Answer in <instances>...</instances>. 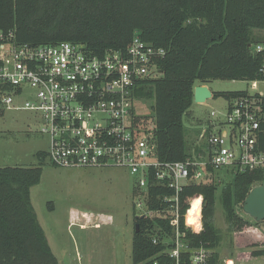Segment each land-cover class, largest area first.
<instances>
[{
    "label": "trees",
    "instance_id": "obj_1",
    "mask_svg": "<svg viewBox=\"0 0 264 264\" xmlns=\"http://www.w3.org/2000/svg\"><path fill=\"white\" fill-rule=\"evenodd\" d=\"M0 30H13L20 43L34 45L60 41L79 42L93 54L124 49L134 32L144 41L166 51L159 61L158 78L138 82L135 96L151 99L157 157L161 161L184 160L191 141L185 137L184 115L193 101L196 81L258 78L260 58L250 44L264 41L255 34L264 31V0H0ZM243 91L212 92L226 100ZM39 160L45 152H37ZM41 164L0 167V264H58L30 199L37 184ZM223 183L189 184L179 194L180 213L202 196L201 230H192L179 219L180 239L186 245L184 262L191 251H210L207 264H223L219 253L222 235L214 222V206L219 200L227 230L252 238V248L236 253V260L264 255L262 238L251 222L239 212L252 187L264 184V171L255 170L229 176ZM169 191L150 189L151 208L159 207L154 196ZM148 202V204H149ZM138 230L131 240L132 264L149 259L171 264L164 250L172 246L174 230L169 219L158 215L135 217ZM197 226V225H194ZM264 230V229H263ZM153 239L156 242H153ZM236 262V264H237Z\"/></svg>",
    "mask_w": 264,
    "mask_h": 264
},
{
    "label": "built area",
    "instance_id": "obj_2",
    "mask_svg": "<svg viewBox=\"0 0 264 264\" xmlns=\"http://www.w3.org/2000/svg\"><path fill=\"white\" fill-rule=\"evenodd\" d=\"M250 49L260 58L259 77L246 80L254 89L257 81H264V41L250 44ZM165 53L136 32L124 49L97 55L83 43H20L13 30H0V106L35 114L48 137L46 157L54 166L127 169L136 179L137 217L169 219L175 235L163 254L173 259L171 264H207L210 251L203 247L193 249L187 262L181 258L186 245L179 219L183 216L185 226L201 230L203 200L199 195L189 205L200 200L199 224L194 226L187 222L189 208L180 213L179 194L189 184L220 182L221 175L264 171V93L243 91L228 99L224 120L199 129L186 159L161 161L153 122H142L134 94L139 81L161 75L159 61ZM21 96L27 97L23 104L13 106ZM155 187L169 192L154 196L160 205L153 209L148 195ZM254 230L263 238L259 227ZM223 264L236 262L225 259Z\"/></svg>",
    "mask_w": 264,
    "mask_h": 264
},
{
    "label": "rangeland",
    "instance_id": "obj_3",
    "mask_svg": "<svg viewBox=\"0 0 264 264\" xmlns=\"http://www.w3.org/2000/svg\"><path fill=\"white\" fill-rule=\"evenodd\" d=\"M255 34L264 39V31ZM196 84H205L218 94L264 93V81H257L254 89L246 80L215 79L205 83L196 81ZM26 98H17L13 106H21ZM151 104V99L136 97L135 108L142 122H152ZM226 104L222 95L203 103L193 100L183 117L186 139L195 140L199 129L208 122L224 120ZM211 111L214 116H210ZM39 126L40 121L32 111L0 106V167L41 164V177L30 188V199L58 264H132L134 218L141 212L133 195L135 176L119 167H59L52 165L48 157L40 161L37 152H47L49 142ZM221 177L223 183L230 180L228 175ZM223 183L216 193L214 222L222 235L218 250L224 261L234 259L236 253L249 245L240 234L227 230L219 200ZM239 212L253 222L243 210ZM258 227L264 229V220ZM235 235L240 239H235ZM262 261L264 256H251L243 264H262Z\"/></svg>",
    "mask_w": 264,
    "mask_h": 264
},
{
    "label": "water",
    "instance_id": "obj_4",
    "mask_svg": "<svg viewBox=\"0 0 264 264\" xmlns=\"http://www.w3.org/2000/svg\"><path fill=\"white\" fill-rule=\"evenodd\" d=\"M212 92L205 84H196L193 87V100L203 103L212 98ZM243 212L255 222L264 220V184H259L251 188L242 203ZM133 228L138 230V224L134 223Z\"/></svg>",
    "mask_w": 264,
    "mask_h": 264
},
{
    "label": "bare ground",
    "instance_id": "obj_5",
    "mask_svg": "<svg viewBox=\"0 0 264 264\" xmlns=\"http://www.w3.org/2000/svg\"><path fill=\"white\" fill-rule=\"evenodd\" d=\"M200 200L197 198L193 201L192 205L187 211L186 218L188 224L198 225V217L200 215V206H199Z\"/></svg>",
    "mask_w": 264,
    "mask_h": 264
},
{
    "label": "crops",
    "instance_id": "obj_6",
    "mask_svg": "<svg viewBox=\"0 0 264 264\" xmlns=\"http://www.w3.org/2000/svg\"><path fill=\"white\" fill-rule=\"evenodd\" d=\"M256 227H258V226H254L253 229H255ZM261 230H262V229H261ZM262 233H263V237H264V230H262ZM236 235L239 236V234H237V233H236ZM236 235H235L234 237H235V239H238ZM240 235L242 236L241 239L244 240L246 243H247V242H248V243L251 242V240H248V239H249L248 236H244L243 234H240ZM235 239H234V240H235ZM239 239H240V238H239ZM239 239H238V240H239ZM251 239H252V238H251ZM249 241H250V242H249ZM221 245H222V243H221ZM219 248H220V247H219ZM259 248L264 249V244H263V246H259ZM261 256H264V255H260V257H261ZM230 259H231V258H230ZM233 260H234L235 262H237L236 257H235ZM239 262H241V263L243 264L245 261H241V260H240ZM237 263H238V262H237ZM262 264H264V261H262Z\"/></svg>",
    "mask_w": 264,
    "mask_h": 264
}]
</instances>
